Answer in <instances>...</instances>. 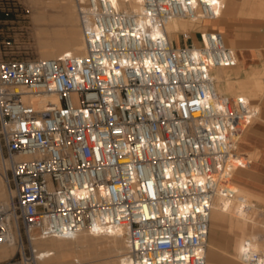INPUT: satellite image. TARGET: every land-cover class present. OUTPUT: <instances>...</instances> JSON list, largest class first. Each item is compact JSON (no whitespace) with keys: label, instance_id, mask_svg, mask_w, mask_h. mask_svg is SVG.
I'll return each instance as SVG.
<instances>
[{"label":"built area","instance_id":"obj_1","mask_svg":"<svg viewBox=\"0 0 264 264\" xmlns=\"http://www.w3.org/2000/svg\"><path fill=\"white\" fill-rule=\"evenodd\" d=\"M75 1L83 54L4 58L8 49H0V145L9 192L0 205V245L16 246L0 264H37L45 253L34 246L36 236L74 238L94 225L103 229L94 233L125 237V264H208L215 200L236 193L233 173L249 164L238 143L260 112L244 96L217 89L213 69L238 63L221 32L180 31L185 44L177 47L166 22L215 19L224 3ZM9 2L18 4L0 0V24L11 13ZM261 259L264 249H250L240 264Z\"/></svg>","mask_w":264,"mask_h":264},{"label":"bare ground","instance_id":"obj_2","mask_svg":"<svg viewBox=\"0 0 264 264\" xmlns=\"http://www.w3.org/2000/svg\"><path fill=\"white\" fill-rule=\"evenodd\" d=\"M221 1L223 3L225 2V0ZM30 2L42 7L40 11L33 15L34 21L41 25L36 32L41 58H51L62 54L84 53L83 32L80 26L75 0H30ZM246 6L260 8L261 11H264L263 0H248ZM47 8H53L58 13L48 14ZM219 13L215 19H206L207 26L201 25L202 20L200 17L191 18V20L192 22H197V26H202V31H205L207 30L206 27L209 29L220 27V21L224 18L223 9ZM186 27L185 18L175 17L166 22V31L170 39L174 34H180L179 32L185 30ZM233 36L236 35L234 34ZM180 37L184 39L182 34ZM235 40H230V47L237 53L240 47ZM172 43L177 47L183 46L177 45L176 41H172ZM260 55L263 57L262 52H260ZM226 68L229 67H215L213 69V76L219 92H225V90L233 92L235 89H240L243 93L238 95L244 96L250 103V95L257 98L259 92L255 88L253 89L251 87V89L249 86H245V82H237L236 76L232 77L229 76L230 73H226ZM251 91L253 92L250 93ZM256 107L260 112V115L257 117L259 118L262 115V107L260 104H257ZM238 158L236 157L235 161H238ZM242 161L243 163L246 162L245 160ZM3 163V160L0 158V169L2 170L4 169ZM2 179L0 176V205H5L9 200V192L7 195L5 181ZM232 186L236 192L233 197L223 198L222 196H218L214 203L207 246L208 264H213V261H217L212 257L213 250L211 249L212 242L215 239L213 234V217L216 210L228 212L233 221L240 219L246 221L248 224L247 234L239 240L237 245L236 256L239 262L245 247H249L252 251L264 249V198L238 188L233 184ZM257 212L261 213L259 219L255 214ZM126 245L127 241L121 234H101L88 230L82 231L74 238H42L37 236L34 238V246L45 253L44 256L39 258L37 264L42 261H48L47 263L49 264H66L68 263L67 261H75L74 264H87V262L80 261H88V264L92 261H97L99 264H125L123 256ZM2 246H6V248L4 247L5 249L1 248L0 255L2 257L12 256L16 251L15 245ZM8 247L9 249H7Z\"/></svg>","mask_w":264,"mask_h":264},{"label":"crops","instance_id":"obj_3","mask_svg":"<svg viewBox=\"0 0 264 264\" xmlns=\"http://www.w3.org/2000/svg\"><path fill=\"white\" fill-rule=\"evenodd\" d=\"M247 1L248 0H239L236 3L229 4L227 7L228 17L221 19L220 27L206 29L221 32L228 46H230V40L233 41L236 39L235 41L240 47L237 52L238 63L240 57L244 66L251 67L252 65H256L257 61L262 60L260 52L263 53V51L262 48L258 46L259 39L255 38V35L249 37L244 26L248 23L251 25L264 26V22L255 19L250 20L248 23L236 20V18L239 17L248 19L243 13L248 10H257V8L246 6ZM225 3L226 0L224 5ZM261 31L263 32V30ZM234 34L237 37L233 36ZM247 69L246 76L252 72ZM259 103L262 106V120L243 133V138L241 137L237 149L238 154L244 157L249 164L236 168L231 182L238 188L264 198V98H261ZM213 223V234L215 239L212 242L211 249L213 250L212 257L217 260L213 261V264H220L221 256H223V259L227 260L223 261V264H240L236 256V250L239 240L247 234V222L240 219L233 221L228 212L216 210Z\"/></svg>","mask_w":264,"mask_h":264},{"label":"rangeland","instance_id":"obj_4","mask_svg":"<svg viewBox=\"0 0 264 264\" xmlns=\"http://www.w3.org/2000/svg\"><path fill=\"white\" fill-rule=\"evenodd\" d=\"M17 1H18V4H16V5L13 4V2L12 3L9 2V5L12 7L11 13L9 16H5L7 18V21H3L0 24V49L2 51H5V49H8L6 51L8 53V55L3 56V57L4 58H23V59L41 58L38 38H37V34H36L38 27L41 25L34 21L33 15L36 12L40 11L42 9V7L40 5L39 6L37 5L38 7H40V8H38L36 6V4H34L33 2L31 3L30 0L29 1L28 0H17ZM237 1H239V0H226V3L224 5L223 17H225V18L228 17L227 7L229 6V4L236 3ZM47 12H48V14L58 13V11L53 9V8L52 9L47 8ZM243 14H245L248 17V19L244 18V17L243 18L239 17V18H236V20L239 22H245V23L246 22L248 23V22H250V20H254V19L264 22V11H261L260 8L257 10H254V11L248 10L247 12H245ZM185 23H186L187 27L183 31H194L195 32V31L203 29V28H201L202 26L201 27H199V25L197 26V22L196 23L192 22L191 19H185ZM201 25H203V26L206 25V19L201 21ZM244 29H245L246 33H248L249 37H252L253 35H255L254 37L259 39L258 40L259 41L258 46H259V48H262V51H263V57L260 55L262 60L257 61L256 65H252L251 67L244 66L240 60L237 66L226 68L225 70H226L227 74L230 73L229 76H232V77L236 76L237 82H239V83L245 82V86H247V87L249 86L250 88L252 87L253 89L255 88L259 92V95L257 96V98L250 95L251 103L254 105H257V104H260L259 101L261 100V98H264V26L263 25H251L248 23L244 26ZM261 30H263V32ZM180 35L181 34H178V35L174 34L171 39L173 42L176 41L177 45H184L185 40L182 39V37H180ZM10 40L12 43L9 45V44H7V42ZM193 41H195V42L197 41L199 43V39H198L197 35H195L193 37ZM237 52H238V50H237ZM247 68L252 72H251V74H248L246 76V72H247L246 69ZM252 92L253 91H251L250 93H252ZM220 93H222L223 95H228V96L234 97L238 94H242L243 92H241L240 89H235L233 92H231V91L228 92L225 90V92L223 91ZM261 117H262V115L259 118H257L258 120L255 119L254 122L252 121V123H250L246 127L244 132L248 131L249 129H251V127L253 125L258 123L261 120ZM3 154H4V148H2L0 145V158L1 159L3 158ZM5 174H6L5 170L0 169V176H1V178H3L2 180L5 181V185H6L5 190H6L7 195H8V190H7L8 188H7V182L5 179L6 178ZM255 214L257 215V218L259 219V217L261 216V213L257 212ZM263 215H264V213H263ZM4 247L6 248V246L0 245V252ZM7 249H9V247ZM12 256H3V257L1 256L2 258L0 257V260L9 259ZM223 261H227V260L223 259V256H221V263L220 264H223ZM47 262L48 261H42V262H39V264H49ZM67 262L68 263H66V264H72V263L74 264L75 261H72V262L67 261ZM80 262H87V264H88V261H80ZM96 262L97 261H92L89 264H97L98 262L97 263Z\"/></svg>","mask_w":264,"mask_h":264},{"label":"snow or ice","instance_id":"obj_5","mask_svg":"<svg viewBox=\"0 0 264 264\" xmlns=\"http://www.w3.org/2000/svg\"><path fill=\"white\" fill-rule=\"evenodd\" d=\"M206 2H207V3H210V4H212V5H218V4H219V0H206ZM113 3H115V0H113ZM189 3L194 5V4H195V0H189ZM219 14H220V13H219V10H217V11H216V15H219ZM149 23H150V22H149ZM132 35H136V33H132ZM213 39H215V37H213ZM93 42H95V41H93ZM69 55H70V54H69ZM197 56H198V54H197ZM147 63H148L149 65L151 64L150 61H148ZM160 70L163 71V69H160ZM173 71H175V69H173ZM204 71L206 72L207 69L205 68ZM180 99L183 101V100H184V97L181 96ZM239 101H240V103H242V104H246V103H247V101H246V99H245L244 97H240V98H239ZM203 103H204L203 100H199V101H198V100H193V101H192V104H203ZM220 110L223 112L225 109H224L223 107H221ZM253 115H255V110L249 115V117H248L249 121H251ZM218 127H222V126H221V125H218ZM211 138H212V140H216V139H218V137L215 136V135H213ZM219 139H220L221 141H223V140H224V137H223V136H220ZM197 147H199V146L197 145ZM165 171H167V172L170 173V170H168V169H166ZM170 178H171V177H170ZM199 185L203 188V186L205 185V181H204L203 179H200V180H199ZM86 187H87V185H85V188H86ZM182 187H187V185H182ZM101 191H103V189H101ZM73 195H76V192H75V191H73ZM151 195H152L153 197H155L156 194H155V192H152ZM79 196H80V198H82V199H86V198L88 197V193H87V192H81V193L79 194ZM203 204L207 205V204H208V201H207V200H204V201H203ZM186 208H192V205H190V204H189V205H186ZM193 210H194L195 212H198V213H203V211H204V209L201 208V207H196V208H194ZM142 211L145 212V213L148 212L147 205H144V206H143ZM163 211H164L165 213H168L169 215H172V213L170 212V210H169L168 208H164ZM121 212H123V209H121ZM181 217H182L183 219H188V217L184 215V212H183V211H181ZM122 218H123V217H121V219H122ZM143 218H144V219H147L148 217L145 216V217H143ZM152 219H155V214H153ZM92 231H93V232H100V231H103V229H101V228H99L98 226H95V225H94L93 228H92ZM108 231H112V229L109 228ZM65 233H67V229H65ZM190 235H192V234L190 233ZM140 243H141V241L137 240V241H135V245H134V246H135L136 248H139V247H140ZM243 251L247 252L248 250H247V249H244ZM196 255L199 256V253H196ZM184 259H188V257L185 256ZM142 264H148V262H147L146 260H143V261H142Z\"/></svg>","mask_w":264,"mask_h":264},{"label":"clouds","instance_id":"obj_6","mask_svg":"<svg viewBox=\"0 0 264 264\" xmlns=\"http://www.w3.org/2000/svg\"><path fill=\"white\" fill-rule=\"evenodd\" d=\"M244 249H247L248 250L247 252L250 251L249 247H245ZM259 264H264V259L259 260Z\"/></svg>","mask_w":264,"mask_h":264}]
</instances>
